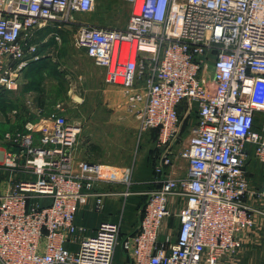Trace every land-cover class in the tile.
I'll return each instance as SVG.
<instances>
[{"label": "built area", "instance_id": "1", "mask_svg": "<svg viewBox=\"0 0 264 264\" xmlns=\"http://www.w3.org/2000/svg\"><path fill=\"white\" fill-rule=\"evenodd\" d=\"M116 1L130 9L123 29L75 20L92 13L95 0H0V89L15 90L20 73L38 59L35 32L76 27L74 48L120 89L140 134L157 131L163 154L154 169L156 188L131 234L121 238L120 222H102L86 236L75 224L77 212L99 213L107 194L95 188L119 181L77 160V126L63 116L33 118L0 139L6 145L0 150V264H113L118 248L131 264H220L242 250L261 213L264 0ZM185 117L193 127L177 155L186 176L177 179L167 169ZM247 146L261 170L258 186ZM173 216L174 238L169 229L162 233Z\"/></svg>", "mask_w": 264, "mask_h": 264}, {"label": "rangeland", "instance_id": "2", "mask_svg": "<svg viewBox=\"0 0 264 264\" xmlns=\"http://www.w3.org/2000/svg\"><path fill=\"white\" fill-rule=\"evenodd\" d=\"M129 13V7L119 1L95 0L93 12L77 15L75 20L100 27L123 29ZM47 29L41 33L35 32L32 38V43L37 47L38 59L31 62L42 60L43 64L32 73L25 69L28 72L23 76L22 83L24 89L31 93L0 92V139L19 128L21 131L25 123L33 118H48L50 115L63 116L69 124L77 126V160L99 165L104 178L122 182L124 193L127 191V183L131 184L129 191L134 187L131 191L134 195L126 197L125 201H112L111 212L108 210L106 217H102L106 212L103 209L101 214L96 215L98 221L115 220L120 215L118 210L122 204L121 235L124 238L136 229L151 191L144 182L152 177L163 152L157 148L155 133L147 131L140 134L135 118L125 109L121 91L116 88L104 92V87L100 89L96 85L95 81L100 75L97 67L91 60L77 56L72 44L76 27ZM192 127V119L185 117L171 148L173 159L185 147ZM5 147L0 142V150H5ZM247 151L248 170L253 174L254 182L259 180L261 184L262 174L252 159V146H247ZM184 167L185 162L177 160L175 176L183 175ZM2 179L5 177L0 176V181ZM106 189L102 187L99 190ZM256 206L261 213L255 214V225L245 232L243 248L232 257L234 261L231 259L230 263L264 264V200ZM84 210L89 211V208L79 209L77 223L89 221V213ZM178 225L176 216L168 219L167 227L172 238L175 237ZM165 231L163 229L162 233Z\"/></svg>", "mask_w": 264, "mask_h": 264}, {"label": "crops", "instance_id": "3", "mask_svg": "<svg viewBox=\"0 0 264 264\" xmlns=\"http://www.w3.org/2000/svg\"><path fill=\"white\" fill-rule=\"evenodd\" d=\"M75 50H76V55L79 56L80 58H84L85 60L88 59V60H91L92 61V59H90L89 57H87L83 51L77 50L76 48H75ZM93 64H94V62H93ZM27 67L25 69H27ZM97 70H98V72H99L100 75L98 76V79H97V81H95V83H96L97 86L99 85L100 89H103V87H104L105 88L104 92L106 90L111 92L112 90L113 91L116 90V88L118 90H120L118 87L110 86V85H108L105 82V79H104L105 78V71H104V69H101V68H98L97 67ZM26 71L24 70L23 72L20 73L19 78H18V81H17V88L15 90H12V91H7L8 93H12V92L19 93L21 91L22 92H27L26 89H24L23 83H22V79H23V76L26 74ZM27 93H31V92H27ZM75 98H78V97H75ZM19 130H20V128H19ZM19 130H16V131H19ZM179 152H178V154H179ZM177 155L173 159V168L172 169H167V173L172 178L179 179V178H183V177L186 176L187 164L185 163V167H184L185 170L183 171L184 172L183 175H181L179 177L175 176L174 171H175V168H176V162H177V160L183 161V160L179 159V157ZM154 177L153 178L151 177L149 180H147V181L144 182L145 185H148L147 187H150L151 189L155 186L152 183ZM102 187H107V189L104 190V191L103 190H99L100 188L102 189ZM133 188L134 187L130 188V191H129L130 192V195L129 196H131L132 194L134 195V193L131 194V191L133 190ZM95 190H97L98 192H102V193L107 194L106 198L104 199V204H103V208H102L103 211H106V212H104V214L102 215V217H106V215L108 214V212H107L108 210L111 212L112 205H113L112 204V201L113 200L115 201V199H117L118 201H121V200H124L125 201V198H126L123 195L124 194V190L122 188V182H119V184H116V183H113V182H102V183H99L97 185V187L95 188ZM121 209H123L122 204H121V207L118 210L119 213H120V215H119V217L117 219H115V220H109L108 219V220H100V221H98L99 218L96 219V215L98 216L103 211H100L99 213H95V212L90 211V210L89 211L88 210H84V211H87V213H89V217H87L89 221L88 222H85V221L79 222L78 221V223H77L76 222L77 221L76 219H77V215L78 214H76L75 224L78 225V226H81L82 228H84V230H85V233L84 234L86 236H92V235H94L95 232H96V230H97V228H98V226L102 222H113V223H117V222L119 223L120 222V225H121V228H122V225H123L122 224V222H123V220H122L123 219V216H122L123 215V211ZM173 209H174L173 212L176 213L178 211L179 207H174ZM93 214H95V215H93ZM90 215L95 216V217H90ZM141 216H142V214H141ZM141 216H140V219H141ZM102 219H105V218H102ZM140 219H139V222H140ZM139 222H138V224H139ZM138 224L136 225V227L138 226ZM133 225H135V224H133ZM167 226H168V220L165 222V225L163 226L162 231H163V229H168ZM243 242H244V240H243ZM67 248L69 250L73 251V252H76L78 246L67 244ZM231 259H233V261H234V258H228V260H225L224 262H221L220 264H229L231 262ZM113 264H131V263H130L129 259L126 257V255L122 252V250L120 248H118L117 251H116V254L114 256V259H113ZM230 264H234V262L233 263H230Z\"/></svg>", "mask_w": 264, "mask_h": 264}, {"label": "trees", "instance_id": "4", "mask_svg": "<svg viewBox=\"0 0 264 264\" xmlns=\"http://www.w3.org/2000/svg\"><path fill=\"white\" fill-rule=\"evenodd\" d=\"M43 30H48L47 28L46 29H43ZM43 30H39L38 32L39 33H41V32H43ZM37 62V63H36ZM36 62H31V65H29V67H27V69H29V72H35V70L36 69H38V68H40V66H42V64H43V61L42 60H40L39 62L38 61H36ZM34 70V71H33ZM28 71H26V73H27ZM37 90H38V88H36ZM0 92H3V94H7L8 92L7 91H5V90H2V89H0ZM152 132L153 133H155L156 134V136H157V131L156 130H152ZM154 169H155V167H154ZM260 169V168H259ZM251 173V172H250ZM260 174H261V170H260ZM155 176V172H154V170H153V173H152V178ZM251 177H252V180H253V182H254V178H253V174L251 173ZM260 177V176H259ZM259 181V180H258ZM258 181H256V182H254L255 183V185H257L258 186ZM156 187L154 186L151 190H153V189H155ZM145 205V204H144ZM133 232V231H132ZM131 232V233H132ZM130 233V234H131ZM122 235L120 234V237H121ZM127 236V235H126ZM122 238H123V236H122Z\"/></svg>", "mask_w": 264, "mask_h": 264}]
</instances>
